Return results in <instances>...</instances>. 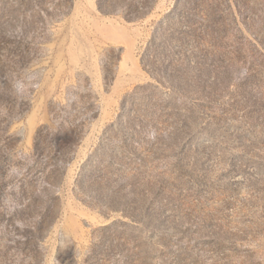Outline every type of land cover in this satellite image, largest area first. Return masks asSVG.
<instances>
[{"label":"rangeland","instance_id":"rangeland-1","mask_svg":"<svg viewBox=\"0 0 264 264\" xmlns=\"http://www.w3.org/2000/svg\"><path fill=\"white\" fill-rule=\"evenodd\" d=\"M0 264H264V0H0Z\"/></svg>","mask_w":264,"mask_h":264}]
</instances>
